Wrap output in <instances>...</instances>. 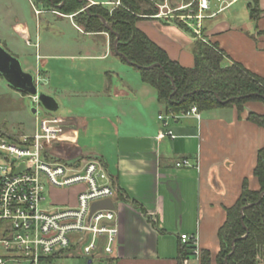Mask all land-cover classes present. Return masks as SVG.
<instances>
[{
	"label": "crops",
	"instance_id": "crops-1",
	"mask_svg": "<svg viewBox=\"0 0 264 264\" xmlns=\"http://www.w3.org/2000/svg\"><path fill=\"white\" fill-rule=\"evenodd\" d=\"M88 1L96 4L97 0ZM209 1L210 9L203 11L201 21L205 39L220 45L227 54L226 63L237 61L264 75V0H260L256 21L248 8L251 0ZM180 2L167 0L172 13L141 19L137 26L173 60L193 67L196 36L192 25L196 20L185 22L189 30L176 22L174 9L187 6ZM104 3L109 5L112 0ZM58 16L69 19L75 30L84 31L73 14ZM41 27L38 18L35 27L29 22L12 24L28 45H33L31 39L36 36V57L45 60V70L38 69L40 76L44 72L41 79L51 74L49 61L56 67L50 76L53 81L55 78L53 97L58 111L64 113L57 115L66 118L68 131L52 148L51 156L67 162L82 157L101 159L116 181L118 191L112 200L118 235L110 263L180 264L184 247L181 234L195 235L200 252L217 254L221 250L219 229L226 221L227 208L238 200L244 181L250 189H259L254 168L264 146V128L250 121L248 113H263L264 103L251 101L240 115L235 107H219L201 112L200 119L181 114L173 117L159 102L157 90L112 51L108 33L84 31L97 37L105 35L106 51L79 53L72 49L77 46L74 36L64 35L49 45L39 43ZM3 47L13 56L22 55L31 65L27 52L7 44ZM94 62L100 66L97 70ZM160 115L168 118L167 126ZM36 123L37 127V117ZM166 129L176 137L159 139V131ZM182 158L199 165L177 167ZM48 192L57 196L51 203L76 204L77 187ZM189 258L195 261L193 253Z\"/></svg>",
	"mask_w": 264,
	"mask_h": 264
},
{
	"label": "built area",
	"instance_id": "built-area-1",
	"mask_svg": "<svg viewBox=\"0 0 264 264\" xmlns=\"http://www.w3.org/2000/svg\"><path fill=\"white\" fill-rule=\"evenodd\" d=\"M198 2V13L190 9L191 14L182 17L186 23L196 20L192 29L202 38L203 11L210 9V1ZM31 98L41 106L38 96ZM181 115L201 118L197 105ZM36 117L38 125L32 134L12 137L0 127V264H59L71 254L84 264H111L118 235L117 213L115 208L92 210V206L113 199L118 191L115 179L101 159L82 157L67 162L53 158L52 148L67 135V120L39 107ZM159 119L168 125L167 117L160 115ZM164 137L176 135L169 129L160 130L158 138ZM22 164L24 168L18 171ZM198 165L188 158L176 163L187 168ZM71 187L78 188L75 205L50 202L51 208L42 206L50 189ZM180 240L183 246L193 247L195 256L194 262L186 257L184 264H201L195 235L181 234Z\"/></svg>",
	"mask_w": 264,
	"mask_h": 264
},
{
	"label": "trees",
	"instance_id": "trees-1",
	"mask_svg": "<svg viewBox=\"0 0 264 264\" xmlns=\"http://www.w3.org/2000/svg\"><path fill=\"white\" fill-rule=\"evenodd\" d=\"M43 1L52 3L65 15L73 14L76 23L85 32H107L112 51L136 68L143 82L157 90L158 100L167 112L182 114L197 105L200 112L219 107H235L240 115L247 103H264V75L249 70L237 61L226 63L227 54L217 42L195 35L192 48L194 66L185 67L173 60L163 47L140 29L137 26L139 20L159 13L156 1L120 0L121 4L112 11L104 4H91L88 0ZM183 2L191 5L194 14L198 13V0ZM248 8L251 18L258 20L260 0H251ZM188 10L184 9L181 13L188 15ZM101 17L108 22L113 32L105 26ZM175 20L180 26L190 29L180 19ZM117 36L118 41L115 42ZM219 98L228 102L222 103ZM248 119L264 128V112L250 111ZM1 129L7 132L3 127ZM254 176L258 180L259 189H250L248 181H244L238 200L227 208L226 221L219 229L221 250L215 255L209 250H202L201 264L264 262V195L261 196L264 193V146L258 151ZM247 205L250 206L243 210ZM192 249L191 245L183 247L180 264L192 254Z\"/></svg>",
	"mask_w": 264,
	"mask_h": 264
},
{
	"label": "rangeland",
	"instance_id": "rangeland-1",
	"mask_svg": "<svg viewBox=\"0 0 264 264\" xmlns=\"http://www.w3.org/2000/svg\"><path fill=\"white\" fill-rule=\"evenodd\" d=\"M151 1L157 2V6L159 7L158 14H160V16L164 17V15L162 14L172 13L173 10H169V7L166 3L167 0ZM180 1L183 2V0H179V2ZM101 3L104 4L110 11H112L114 8L118 7L121 4L120 0H112V3H110L109 5H106L104 3V0L96 1V4ZM57 9L52 3H48L43 0H0V44L3 46H6L7 44L8 46H11V48L18 50L19 52H27L31 56L29 63L31 65H28L26 64V61H24L22 55L20 56L15 54L17 58L19 57L20 62H22V67L24 70L28 66H30L28 67L29 69H27V71L32 73L33 76L36 78L38 90L51 96H54L52 85L55 82V78L53 81V78L50 77L51 74H53L54 68H56L54 65V61H49L51 74H49L47 78L41 79L44 78V72L40 76L38 69H41L42 71L45 70V60H43V57L42 60H40L39 57H36V47L38 46H36L35 44L36 36L34 35V37L31 39L33 45H31V43L30 45H28L23 36L19 32H15L12 29V24L20 22H29L35 27V22L38 18L42 26L40 33L38 34L39 43L41 42L45 45H49V43H53L55 39L58 40V38H61L66 35L76 37L77 46L72 48L75 52L77 51L79 53H86L91 51L97 52L98 50L100 52L106 51L105 35L97 37L85 34L84 28H82L84 31H78L77 29L75 30L74 28H72V26H70L69 19H62L58 16L63 13H61ZM184 9H189V14H191L190 9H192L193 12V8L191 7V5L189 7L186 6L174 9L175 15H177L178 17L177 19H180L183 23L185 22L182 16L185 14H182L181 11ZM202 38L205 39L204 36ZM50 46L51 48H53L54 45ZM49 52L53 53L54 51H52L51 49ZM97 62H94L93 64V66L96 65L94 67L95 70L100 68ZM101 64L104 65V63ZM32 106H35L36 108L39 107L41 110H43L42 105L39 106L37 103L32 105L31 98L28 94L21 93L20 91L14 89L9 85V83L4 77L0 76V126L7 131L6 133H9L10 135H20L22 133L30 134L33 132L34 128H36L37 123L35 114L31 112ZM53 113L64 114L61 110ZM50 154L53 155L52 152ZM56 198V195H52L47 191V201L44 202L42 206L45 208H51L52 206L50 205V202ZM59 264H84V260L82 258H78L76 254H71L69 255V257L64 258L62 261H59Z\"/></svg>",
	"mask_w": 264,
	"mask_h": 264
},
{
	"label": "water",
	"instance_id": "water-1",
	"mask_svg": "<svg viewBox=\"0 0 264 264\" xmlns=\"http://www.w3.org/2000/svg\"><path fill=\"white\" fill-rule=\"evenodd\" d=\"M85 9H87V6H85ZM105 26L113 32L111 26L108 24V22L101 17ZM118 41V36L116 37V41ZM0 74L2 77H4L9 85L13 87L14 89L26 93L30 96H38L39 102L42 105V107L50 112H57L59 110V104L57 100L44 92H40L38 90V86L35 80V77L31 74L26 72L23 67L20 60L13 56L11 53H9L1 44H0ZM253 94H249L248 96H252ZM219 100L222 103H226L228 101H222L220 98ZM31 103L34 105V101L31 98ZM31 112L36 115L37 108L35 106L31 107ZM24 168V164L18 169V171H21ZM264 193H262L261 196H263ZM114 202L112 199H106L102 201H97L93 204L92 210L100 209V208H114ZM250 205H247L243 207V210L247 208Z\"/></svg>",
	"mask_w": 264,
	"mask_h": 264
},
{
	"label": "flooded vegetation",
	"instance_id": "flooded-vegetation-1",
	"mask_svg": "<svg viewBox=\"0 0 264 264\" xmlns=\"http://www.w3.org/2000/svg\"><path fill=\"white\" fill-rule=\"evenodd\" d=\"M60 5H62V4H60ZM60 5H58V6H60Z\"/></svg>",
	"mask_w": 264,
	"mask_h": 264
}]
</instances>
